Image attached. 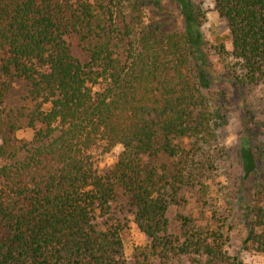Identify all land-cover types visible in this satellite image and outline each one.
Here are the masks:
<instances>
[{
    "label": "trees",
    "instance_id": "obj_1",
    "mask_svg": "<svg viewBox=\"0 0 264 264\" xmlns=\"http://www.w3.org/2000/svg\"><path fill=\"white\" fill-rule=\"evenodd\" d=\"M176 1L185 29L166 32L142 0H0V264H128L119 199L147 240L133 264H244L226 249L227 208L210 199L224 117L202 90V11ZM210 1L230 34L228 75L262 85L264 0ZM19 82L28 105L12 108ZM249 139L239 193L256 167ZM118 147L100 174L93 151ZM191 191L204 222L177 214L172 229L169 210ZM243 205V248L264 255V176Z\"/></svg>",
    "mask_w": 264,
    "mask_h": 264
},
{
    "label": "rangeland",
    "instance_id": "obj_2",
    "mask_svg": "<svg viewBox=\"0 0 264 264\" xmlns=\"http://www.w3.org/2000/svg\"><path fill=\"white\" fill-rule=\"evenodd\" d=\"M142 1L146 3V7L142 9L143 14L151 21L162 22L166 32L185 29L181 8L176 0ZM187 1L193 7H200L202 11L200 27L202 40L198 45L202 90L212 98L213 105L216 109H220L224 117L212 149L219 153L216 163L224 169L225 174L208 182L211 189L210 199L213 205L218 206V211L221 213L227 208L229 231L227 232L226 249L228 253L238 256L244 264H264V255L243 248V241L246 237L243 201H249V191L264 176V83L259 86L239 85L228 75L232 71L233 64L226 63L227 58H225V54L231 51L227 24L218 17L212 1ZM187 30L193 35L194 42L198 41V30L194 26H190ZM219 52L223 55H219ZM5 103L12 108L28 105L26 90L22 83L13 85ZM244 134L250 138V150L256 167L245 180L246 189L239 193L238 188L244 174L239 150ZM16 138L29 141L31 133L27 129H21L17 132ZM120 151L119 147L108 154H102L99 149L93 151L94 162L100 174H105L113 167ZM222 186L226 189L223 193L228 192L235 197L231 201L233 205L231 211L224 203L223 193L218 191V188ZM192 193L191 191L186 195V199L189 197L187 204L173 206L169 210L168 219L172 229H177L179 226L175 222L177 214L192 215L198 222H204L201 218L203 217L202 208L197 204V198H194ZM114 208L116 217L128 221L123 233V249L128 264H133L134 248L145 245L147 240L133 225V217L127 213L124 201L119 199L116 205H113Z\"/></svg>",
    "mask_w": 264,
    "mask_h": 264
}]
</instances>
